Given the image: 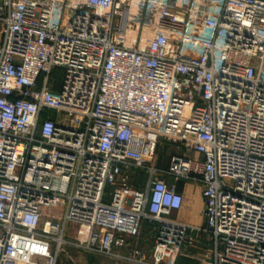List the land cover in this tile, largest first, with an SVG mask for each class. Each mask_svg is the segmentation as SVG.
I'll use <instances>...</instances> for the list:
<instances>
[{
  "label": "built area",
  "instance_id": "obj_1",
  "mask_svg": "<svg viewBox=\"0 0 264 264\" xmlns=\"http://www.w3.org/2000/svg\"><path fill=\"white\" fill-rule=\"evenodd\" d=\"M162 139L182 149L166 169ZM129 168L145 184L106 200ZM166 176L201 185L203 224L173 216ZM68 248L264 264V0H0V264Z\"/></svg>",
  "mask_w": 264,
  "mask_h": 264
},
{
  "label": "crops",
  "instance_id": "obj_2",
  "mask_svg": "<svg viewBox=\"0 0 264 264\" xmlns=\"http://www.w3.org/2000/svg\"><path fill=\"white\" fill-rule=\"evenodd\" d=\"M130 169V168H129ZM129 178V177H128ZM166 181L168 184H174L176 186V189L183 194L184 202L181 209L176 210L173 212V216L177 217L178 219L184 220L186 222H189L191 224H203L204 219L201 214V210L204 204L202 195H201V185L197 182H192L186 179H178L174 180L171 176H166ZM145 184L142 183L138 187H142ZM135 187V188H138ZM134 189V188H133ZM131 191V190H130ZM155 234V226L154 224H150L148 222L142 223V226L140 228V233L136 238L129 237V241L134 243L136 242L137 245L142 249V243L144 241H148L149 244L153 243ZM195 234H193L194 236ZM197 238L204 241L207 240V237L205 234H196ZM141 245V246H140ZM151 246V245H150ZM150 246L148 249H145L146 254H148L150 251ZM209 246L208 245H202L195 243L192 246H185V251H188L192 254L199 255L201 252L208 251ZM89 259H94L95 257H91V254L86 253ZM58 264H61L60 261H58ZM174 264H200L199 260L196 258L186 257V256H179L175 260Z\"/></svg>",
  "mask_w": 264,
  "mask_h": 264
},
{
  "label": "rangeland",
  "instance_id": "obj_3",
  "mask_svg": "<svg viewBox=\"0 0 264 264\" xmlns=\"http://www.w3.org/2000/svg\"><path fill=\"white\" fill-rule=\"evenodd\" d=\"M55 71L58 72V69H56ZM181 151H182L181 147H179L178 144L175 143L174 141L162 139L156 146L155 157L150 161L148 165H153L157 168L166 169L169 166L171 157L173 155L180 153ZM124 173H126L129 177L127 186L122 189L120 188V186H115V185L111 186L109 190L110 192L109 196L107 195L105 198L106 200L112 201L114 199L113 196L119 199L121 195L127 194L133 188L138 187L142 183H144L148 175L146 169L144 168L125 169ZM108 188L109 187H107V189ZM149 246L151 249L152 244H149L148 241H144L142 243V247H143L142 249L144 251H146L145 249H148ZM67 251H68L67 252L68 255L64 254L59 259L61 264H73V261L76 262V264H116L111 259L96 255H90L91 257H95V258L89 259L87 257L88 255L85 252L75 248H68ZM69 256L73 259V261H71Z\"/></svg>",
  "mask_w": 264,
  "mask_h": 264
}]
</instances>
